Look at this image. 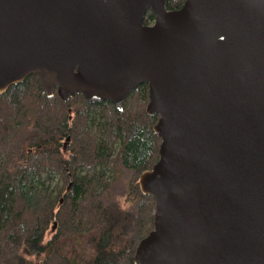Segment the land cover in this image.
<instances>
[{
	"label": "water",
	"instance_id": "1",
	"mask_svg": "<svg viewBox=\"0 0 264 264\" xmlns=\"http://www.w3.org/2000/svg\"><path fill=\"white\" fill-rule=\"evenodd\" d=\"M32 74L119 109L148 85L161 145L136 264H264V0H0V95Z\"/></svg>",
	"mask_w": 264,
	"mask_h": 264
},
{
	"label": "trees",
	"instance_id": "2",
	"mask_svg": "<svg viewBox=\"0 0 264 264\" xmlns=\"http://www.w3.org/2000/svg\"><path fill=\"white\" fill-rule=\"evenodd\" d=\"M149 100L147 84L122 109L50 97L35 74L0 95V264H136L156 210L139 185L160 155Z\"/></svg>",
	"mask_w": 264,
	"mask_h": 264
},
{
	"label": "flooded vegetation",
	"instance_id": "3",
	"mask_svg": "<svg viewBox=\"0 0 264 264\" xmlns=\"http://www.w3.org/2000/svg\"><path fill=\"white\" fill-rule=\"evenodd\" d=\"M153 22H154V21H153ZM153 22H151V23H153ZM151 23H150V24H151Z\"/></svg>",
	"mask_w": 264,
	"mask_h": 264
}]
</instances>
